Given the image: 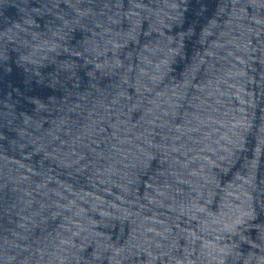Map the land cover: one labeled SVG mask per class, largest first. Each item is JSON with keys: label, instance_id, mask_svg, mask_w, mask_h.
I'll return each instance as SVG.
<instances>
[{"label": "water", "instance_id": "water-1", "mask_svg": "<svg viewBox=\"0 0 264 264\" xmlns=\"http://www.w3.org/2000/svg\"><path fill=\"white\" fill-rule=\"evenodd\" d=\"M0 264H264V0H0Z\"/></svg>", "mask_w": 264, "mask_h": 264}]
</instances>
